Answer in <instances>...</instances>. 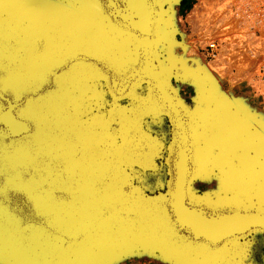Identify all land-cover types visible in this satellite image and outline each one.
I'll list each match as a JSON object with an SVG mask.
<instances>
[{
	"label": "water",
	"instance_id": "1",
	"mask_svg": "<svg viewBox=\"0 0 264 264\" xmlns=\"http://www.w3.org/2000/svg\"><path fill=\"white\" fill-rule=\"evenodd\" d=\"M181 1L0 0V264H256L264 119L175 53Z\"/></svg>",
	"mask_w": 264,
	"mask_h": 264
},
{
	"label": "rangeland",
	"instance_id": "2",
	"mask_svg": "<svg viewBox=\"0 0 264 264\" xmlns=\"http://www.w3.org/2000/svg\"><path fill=\"white\" fill-rule=\"evenodd\" d=\"M174 22L177 38L186 47L176 46V54L189 61L196 59L216 78L222 94L248 106L264 119V0H194L192 8L185 12L175 6ZM212 40L221 44L216 57L208 46ZM174 85L192 106L195 88L182 82L174 81ZM151 126L168 137L167 122ZM147 183L153 185L154 179ZM194 186L199 192L219 190L216 175L209 180H197ZM256 241L253 260L264 264V237L257 235ZM115 264L169 263L148 255H135Z\"/></svg>",
	"mask_w": 264,
	"mask_h": 264
},
{
	"label": "bare ground",
	"instance_id": "3",
	"mask_svg": "<svg viewBox=\"0 0 264 264\" xmlns=\"http://www.w3.org/2000/svg\"><path fill=\"white\" fill-rule=\"evenodd\" d=\"M183 49V48H182ZM185 49V48H184ZM191 62V64L193 63L192 61H190ZM201 64V63H200ZM192 65H194V64H192ZM161 136H162V134L159 132V131H157ZM226 139H227V136H226V134H225V132H222L221 133V131L219 130V133H216V135L214 136V140L218 143H220L219 144V146H224L225 145V142H226ZM135 141H138V140H135ZM139 143L140 144H143V145H145L146 147H148L147 148V151L148 152H146L147 153V162L149 163V164H151V163H153V160H152V157H151V155L152 154H155V152H156V148H157V146H158V142L156 141V144L155 143H153V142H151V144L147 141V140H145V138L144 139H142L141 138V141H139ZM190 147H191V145H189ZM226 146V145H225Z\"/></svg>",
	"mask_w": 264,
	"mask_h": 264
},
{
	"label": "built area",
	"instance_id": "4",
	"mask_svg": "<svg viewBox=\"0 0 264 264\" xmlns=\"http://www.w3.org/2000/svg\"><path fill=\"white\" fill-rule=\"evenodd\" d=\"M208 46H209L210 50L212 51V56L216 57L218 55L219 50H220L221 44L217 43V41H215V40H212V41H210Z\"/></svg>",
	"mask_w": 264,
	"mask_h": 264
},
{
	"label": "trees",
	"instance_id": "5",
	"mask_svg": "<svg viewBox=\"0 0 264 264\" xmlns=\"http://www.w3.org/2000/svg\"><path fill=\"white\" fill-rule=\"evenodd\" d=\"M194 3V0H182L179 8L181 12H185L186 10H189L190 8H192Z\"/></svg>",
	"mask_w": 264,
	"mask_h": 264
},
{
	"label": "flooded vegetation",
	"instance_id": "6",
	"mask_svg": "<svg viewBox=\"0 0 264 264\" xmlns=\"http://www.w3.org/2000/svg\"><path fill=\"white\" fill-rule=\"evenodd\" d=\"M176 53V52H175ZM168 125V124H167ZM167 130L169 131L170 130V127L169 125L167 126ZM159 136H161L159 133H158Z\"/></svg>",
	"mask_w": 264,
	"mask_h": 264
}]
</instances>
